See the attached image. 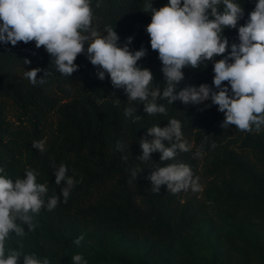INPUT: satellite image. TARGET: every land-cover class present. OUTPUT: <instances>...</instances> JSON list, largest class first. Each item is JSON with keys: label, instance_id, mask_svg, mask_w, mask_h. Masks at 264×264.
<instances>
[{"label": "trees", "instance_id": "obj_1", "mask_svg": "<svg viewBox=\"0 0 264 264\" xmlns=\"http://www.w3.org/2000/svg\"><path fill=\"white\" fill-rule=\"evenodd\" d=\"M149 2L159 9L169 0H91L92 27L100 35H106V26L114 28L120 46L132 36L130 50L147 49L138 66L153 73V87L163 88L162 62L151 49L146 31L152 18L151 9L144 11ZM238 2L243 18L237 28L222 33L228 38V51L232 43H239L238 28L246 23L257 0ZM25 58L31 63L25 64ZM222 58L184 68L177 91L202 83L215 90L214 61ZM52 59L34 41L15 46L0 42V167L5 169L0 175L15 181L24 178L26 170H35L37 182L47 186L45 200L61 195L64 182L55 184V170L61 163L77 181L66 203L61 196L55 209L42 207L39 213H30L32 230L18 220L25 235L11 233L6 249L17 248L19 241L24 254L48 257L50 264H72L71 257L77 253L87 264H264V130L222 128L225 115L210 100L201 104L158 101L167 114L147 115L143 103L128 101L107 73L99 79L86 47L77 56L79 67L71 77L59 73ZM35 67L50 73L45 83L33 85L22 74ZM133 106L140 115L135 121L124 115L125 108ZM52 115L56 120L50 123ZM172 118L181 122L191 151L178 152L174 160L163 162L155 152L150 162L142 163L137 158L142 154L141 137L147 128L163 127ZM34 141H43L46 150L35 149ZM118 142L122 151L117 150ZM198 150L201 157L196 156ZM180 162L199 177L201 189L173 194L163 185L159 193L152 192L149 173ZM133 168L143 169L137 180L131 177ZM206 193H215L221 216H211L203 199ZM231 221L236 223L234 228L228 227ZM204 224L208 230H203ZM81 235L84 239L75 244ZM208 236L213 244L205 254L199 243Z\"/></svg>", "mask_w": 264, "mask_h": 264}, {"label": "clouds", "instance_id": "obj_2", "mask_svg": "<svg viewBox=\"0 0 264 264\" xmlns=\"http://www.w3.org/2000/svg\"><path fill=\"white\" fill-rule=\"evenodd\" d=\"M150 9L152 18L146 31L151 49L158 52L162 62L166 85L163 88L160 85L153 87V73L138 66L137 62L145 57L147 49L130 50L132 36L120 46L114 28L106 26V35H100L92 27L91 0H0V42L15 46L17 42L27 44L34 41L36 48L46 49L54 59L56 70L67 77L77 71L79 66L75 60L79 54L85 53L88 42L86 55L97 67L99 79L103 80L107 73L113 87L123 89L128 101L143 103L147 115L167 114L164 103L158 101L201 104L210 100L225 115L222 128L234 125L244 132L264 130V0H257L246 23L239 26V43H232L230 51L228 38L222 33L225 28H237L238 21L244 16L238 0H169L159 9L151 2L146 3L144 11ZM215 56H223L214 61L215 90L202 83L198 87L186 86L177 91V85L184 79V68L195 69ZM24 63L30 64L31 61L25 58ZM41 71L44 75L38 78ZM47 75L50 73L40 67L25 72V77L33 85L45 83ZM136 113V106L124 111L125 117H131L133 121L140 119ZM32 145L40 152L46 150L43 141H34ZM139 145L142 154L137 158L142 163L150 162L155 152L160 153L163 162L174 160L178 152H189L192 148L183 139L181 122L175 118L163 127L153 125L147 128ZM116 147L123 150L122 143L118 142ZM212 147H215L214 143ZM196 156L201 157L202 152L198 150ZM122 159L127 161L129 157L123 156ZM142 171L133 168L132 179L137 180ZM4 172L5 169L0 167V173ZM67 172L63 163L56 168L55 184L64 182V187L61 195H53L47 200V186L37 182L39 173L35 170H26L24 178L15 181L0 175V264H19L21 257L23 264H50L48 257L39 259L35 253L24 254V245L19 241L17 248L6 249V241L11 233L24 237L25 231L18 220L32 230L30 213H39L42 207L50 211L55 209L61 196L67 202L77 183ZM146 178L150 180L154 193H159L163 185L173 194L201 189L199 177H194L191 167L183 162L157 167ZM83 239L81 235L74 243L79 245ZM71 261L72 264H87L79 253L74 254Z\"/></svg>", "mask_w": 264, "mask_h": 264}, {"label": "rangeland", "instance_id": "obj_3", "mask_svg": "<svg viewBox=\"0 0 264 264\" xmlns=\"http://www.w3.org/2000/svg\"><path fill=\"white\" fill-rule=\"evenodd\" d=\"M87 43H88V42H86V46H85L86 49H87ZM26 71H27V70H25L24 72H22V74L25 75V72H26ZM11 111H12V109H11ZM11 111H10V112H11ZM55 120H56L55 115H52V116L50 117L49 122L52 123V122H54ZM214 197H215V193H206V194H203V199L206 201V203H207L208 206H209L211 216L219 217V216H221V213H219V211H218V209H217V207H216V202H215ZM235 224H236V223H234V222L231 221V222L228 224V227H229V228H234ZM202 228H203V230H208V225H207V224H204V225H202ZM90 242H92V241H90ZM212 244H213V241H212V239H211L209 236L206 237L201 243H199V245H200V247H201V250H202L205 254H208L209 249H210V247H211ZM197 246H198V243H197Z\"/></svg>", "mask_w": 264, "mask_h": 264}]
</instances>
